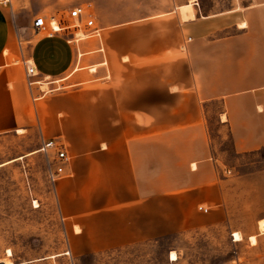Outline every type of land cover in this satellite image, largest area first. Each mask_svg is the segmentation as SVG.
<instances>
[{"label": "crops", "instance_id": "crops-1", "mask_svg": "<svg viewBox=\"0 0 264 264\" xmlns=\"http://www.w3.org/2000/svg\"><path fill=\"white\" fill-rule=\"evenodd\" d=\"M40 16L61 17L33 0L0 5V135L32 127L23 61L40 79H83L34 101H42L45 141L62 143L70 159L57 183L70 253L82 258L225 223L205 108L222 104L237 153L264 149V3L230 18L185 5L95 24L97 35L80 39L78 30L72 38L35 33Z\"/></svg>", "mask_w": 264, "mask_h": 264}, {"label": "rangeland", "instance_id": "rangeland-1", "mask_svg": "<svg viewBox=\"0 0 264 264\" xmlns=\"http://www.w3.org/2000/svg\"><path fill=\"white\" fill-rule=\"evenodd\" d=\"M260 3L264 0H33L35 9L44 10L47 16L60 15L66 25L74 24L69 13L81 6L84 15L93 16L98 28L165 14L185 5H192L205 16L220 14L230 18ZM74 30L60 33L72 38L69 33ZM92 31L81 24L74 33L80 39ZM83 66L80 62L75 68ZM68 77L48 85L46 82L42 89L46 94L68 91L83 82L76 73ZM40 103L32 101L34 117L28 131L0 135V263L264 264V230L260 227L264 221V150L235 151L231 136L221 123L226 120L225 116L220 117L221 103L208 105L205 113L227 210L225 223L82 258L70 253L58 203L57 183L67 174L52 182L50 173L57 167L53 152L50 157L41 152L47 137L37 111ZM251 237H256V244ZM173 253L176 260L172 259Z\"/></svg>", "mask_w": 264, "mask_h": 264}, {"label": "built area", "instance_id": "built-area-1", "mask_svg": "<svg viewBox=\"0 0 264 264\" xmlns=\"http://www.w3.org/2000/svg\"><path fill=\"white\" fill-rule=\"evenodd\" d=\"M0 5L8 6L10 5V0H0ZM85 11L82 8H75L69 13L70 19L73 21V25H66L64 20L60 21L56 17L51 18V22L48 23L46 18L43 16L36 17L33 23V30L37 34H46L53 36L63 30L69 31L71 29L78 30L81 24L85 25V29L94 30V34L97 35L98 30H96L95 22L93 19L88 18L84 21ZM72 35V34H70ZM26 68L25 81L30 89V94L33 101L38 100L41 96L40 94H46L42 89L44 83L47 85L51 82L47 79H40V75L36 67L31 63V61H23ZM38 91L40 94H37ZM41 152L45 153L50 157V152H53L52 160L56 162V170L50 173V179L52 182H56L57 178H60L66 174V168L70 161L64 145L60 142L51 140L44 141L41 147ZM206 211V210H205Z\"/></svg>", "mask_w": 264, "mask_h": 264}, {"label": "bare ground", "instance_id": "bare-ground-1", "mask_svg": "<svg viewBox=\"0 0 264 264\" xmlns=\"http://www.w3.org/2000/svg\"><path fill=\"white\" fill-rule=\"evenodd\" d=\"M19 132H21V131H19ZM260 227H261V229L264 230V221L260 223ZM236 237H237V239H236L237 241L241 240L240 235L236 234ZM251 240H252L253 244H256V242H257L256 237H251ZM172 259L173 260L177 259V256L174 253L172 254ZM5 264H10V262L9 263H5Z\"/></svg>", "mask_w": 264, "mask_h": 264}, {"label": "water", "instance_id": "water-1", "mask_svg": "<svg viewBox=\"0 0 264 264\" xmlns=\"http://www.w3.org/2000/svg\"><path fill=\"white\" fill-rule=\"evenodd\" d=\"M0 264H5V263H0Z\"/></svg>", "mask_w": 264, "mask_h": 264}, {"label": "trees", "instance_id": "trees-1", "mask_svg": "<svg viewBox=\"0 0 264 264\" xmlns=\"http://www.w3.org/2000/svg\"><path fill=\"white\" fill-rule=\"evenodd\" d=\"M264 150V149H263Z\"/></svg>", "mask_w": 264, "mask_h": 264}]
</instances>
